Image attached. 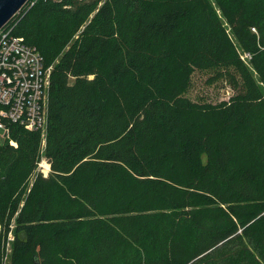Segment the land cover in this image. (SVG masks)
Listing matches in <instances>:
<instances>
[{"label":"trees","instance_id":"1","mask_svg":"<svg viewBox=\"0 0 264 264\" xmlns=\"http://www.w3.org/2000/svg\"><path fill=\"white\" fill-rule=\"evenodd\" d=\"M30 2L47 124L0 144V264L10 233L13 264H264V0Z\"/></svg>","mask_w":264,"mask_h":264},{"label":"built area","instance_id":"2","mask_svg":"<svg viewBox=\"0 0 264 264\" xmlns=\"http://www.w3.org/2000/svg\"><path fill=\"white\" fill-rule=\"evenodd\" d=\"M13 30L9 23L0 29V129L6 142L17 148L12 125L28 132L46 129L52 68L37 48Z\"/></svg>","mask_w":264,"mask_h":264},{"label":"rangeland","instance_id":"3","mask_svg":"<svg viewBox=\"0 0 264 264\" xmlns=\"http://www.w3.org/2000/svg\"><path fill=\"white\" fill-rule=\"evenodd\" d=\"M33 2L30 0L23 6V8L11 19L13 24H18L28 10L32 7ZM254 32H257L256 29H253ZM237 45V44H236ZM239 47V45H238ZM239 52L244 59V62L251 67L250 60L252 54L248 51H244L239 47ZM213 77V73L209 71H196L192 77V85L187 93V97L192 99L193 101H204L213 104H219L222 101L228 99V97L232 94L230 87L227 85L225 80H217V81H208L209 78ZM74 78H71V82H74ZM44 132V131H43ZM6 142L5 132L0 129V144H4ZM38 172L43 173L45 176H48L50 173V164L48 163L46 158L40 162L38 167ZM1 232V227H0ZM13 242L14 236L12 233L9 234L7 239V258L4 264H13Z\"/></svg>","mask_w":264,"mask_h":264},{"label":"water","instance_id":"4","mask_svg":"<svg viewBox=\"0 0 264 264\" xmlns=\"http://www.w3.org/2000/svg\"><path fill=\"white\" fill-rule=\"evenodd\" d=\"M29 0H0V29L23 8Z\"/></svg>","mask_w":264,"mask_h":264}]
</instances>
